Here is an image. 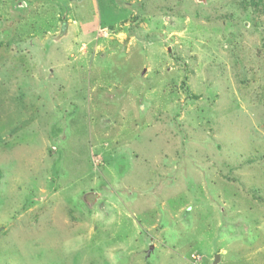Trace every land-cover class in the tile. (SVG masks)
Segmentation results:
<instances>
[{
	"label": "rangeland",
	"instance_id": "1",
	"mask_svg": "<svg viewBox=\"0 0 264 264\" xmlns=\"http://www.w3.org/2000/svg\"><path fill=\"white\" fill-rule=\"evenodd\" d=\"M247 1L0 0V264H264Z\"/></svg>",
	"mask_w": 264,
	"mask_h": 264
},
{
	"label": "water",
	"instance_id": "2",
	"mask_svg": "<svg viewBox=\"0 0 264 264\" xmlns=\"http://www.w3.org/2000/svg\"><path fill=\"white\" fill-rule=\"evenodd\" d=\"M212 264H219L220 263V256L219 254H215L213 259H212Z\"/></svg>",
	"mask_w": 264,
	"mask_h": 264
},
{
	"label": "trees",
	"instance_id": "3",
	"mask_svg": "<svg viewBox=\"0 0 264 264\" xmlns=\"http://www.w3.org/2000/svg\"><path fill=\"white\" fill-rule=\"evenodd\" d=\"M247 2L252 4V5L255 3V6L257 7L259 4H261L262 0H252V2H249V1H247ZM0 178H1V174H0Z\"/></svg>",
	"mask_w": 264,
	"mask_h": 264
}]
</instances>
